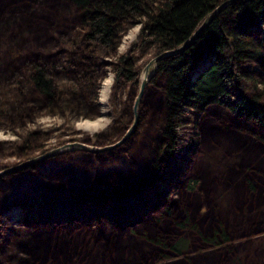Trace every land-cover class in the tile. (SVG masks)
Masks as SVG:
<instances>
[{"label":"rangeland","instance_id":"374dc122","mask_svg":"<svg viewBox=\"0 0 264 264\" xmlns=\"http://www.w3.org/2000/svg\"><path fill=\"white\" fill-rule=\"evenodd\" d=\"M62 3L64 0H0L1 27L3 23L10 26L8 22L12 20L17 22L3 29L9 41L0 39V48L11 45L13 39H19L17 47L21 48V54L16 57L0 56V83L36 54L51 57L50 61L58 65L62 60V34L67 36V48L78 51L82 29L76 20L59 24L52 30L56 25V10L64 13ZM42 5L46 10L39 7ZM138 27L136 24L127 29L112 49L93 46L96 55L89 70L93 80L99 83L95 92L93 89L86 95L84 90H79L80 85L74 83L78 67L72 61L75 69L72 72L55 68V80L62 84L70 78V85L75 88L67 95L72 101L66 107L47 105L40 96L33 95L31 101L23 100L26 107L19 117L10 121L0 117V170L19 161V155H24L30 145L59 146L74 140L91 147L104 146L123 133L134 112L137 118L134 131L113 147L79 148L63 154L59 151L45 158L38 169L42 172L39 181L50 185V191L36 187L38 182L35 178L33 181L28 169L15 170V174L11 172L0 178L3 264H264V198L255 200L258 194L264 195V137L261 136H264V127L235 117L217 105L208 106L184 122L182 132H189L185 136L195 139L196 143L181 158L179 166L172 167L168 179H162L164 189L169 192L167 197L156 194L146 203L135 205L124 222L107 212L95 215L94 209L102 205L100 201L75 198L76 189L114 186L133 170L139 172L150 155L147 148L153 142L144 126L149 118L156 120L163 105L158 88L150 82L154 63L146 69L147 79L133 109L143 66L154 56L151 50L142 54L140 49L131 48ZM17 31L20 34L16 38ZM121 54L134 60L131 69L137 71L136 81L122 77L114 81V67ZM250 68L257 77L264 76V62ZM104 80L109 85L103 104L99 93ZM150 100L156 104L151 105ZM97 118H100L99 124L93 128L78 124ZM140 118L144 125L142 121L138 124ZM223 123L233 125L232 129L224 130ZM233 132L247 138L241 140L245 143L235 140L232 144L228 135ZM26 135L29 136L24 146ZM250 147L254 148L253 153L247 158ZM59 166H62L61 173L56 171ZM198 166H203L205 171ZM205 176L211 180L209 186L205 184ZM18 179L21 184L15 187ZM247 180L252 181L253 190ZM188 182L192 188L187 187ZM8 190L12 191L11 196ZM166 206L171 208L168 213ZM75 215L79 218H74ZM180 218H187L192 226H177L175 220ZM144 220H148L147 227H143ZM218 224L227 229L229 244L226 246L225 242L210 244L203 240ZM143 234L162 235L170 244L181 239L183 245L178 253L172 249L161 252L155 244L139 246L137 242L142 238L138 236ZM114 235L119 248L106 244L107 240L110 243L115 240Z\"/></svg>","mask_w":264,"mask_h":264},{"label":"trees","instance_id":"16d2710c","mask_svg":"<svg viewBox=\"0 0 264 264\" xmlns=\"http://www.w3.org/2000/svg\"><path fill=\"white\" fill-rule=\"evenodd\" d=\"M220 1L222 0H64L66 3H62V8H65L64 13L56 10L57 18L54 20L56 25L52 30L55 31L59 24L76 20L82 29L78 51L76 48L71 51L67 48L69 45L67 36L62 34L60 41L62 60L57 62L58 65L55 61H50L51 57L36 54L33 59L25 61L18 72L15 71L8 78H4L0 83V117L8 121L16 118L17 115L19 117L26 107L23 100L26 98V101L28 99L31 101L30 96L33 95L40 96L47 105L66 107V104L72 101L67 95L74 92L75 88L70 85L72 84L69 82L70 78L68 80L62 78V81L67 83L59 84L55 80L56 69H68L72 72L74 69L72 61H75L78 67L74 72V83L80 85L79 90H84L86 95H90L93 89L95 92L99 84L98 81L93 80V74L89 70L96 55L93 46L112 49L127 29L137 24L139 27L136 41L131 43V48L140 49L142 54L151 50L155 55L180 44L203 16ZM39 7L46 10L43 5ZM33 18V16L30 18L32 23H34ZM8 24L10 26L3 23L1 27L0 23V39L3 38L7 43L9 38L6 33H2L3 29H8L17 22L12 20ZM19 34L18 31L15 33L16 38ZM11 42V45L0 48V56L9 54L11 57H16L21 54V48L17 47L19 39L17 41L13 39ZM63 54L66 56L63 57ZM71 56H74L75 60ZM117 61L118 64L113 71L114 81L120 77L136 81L137 71L131 69L134 60L126 54H121ZM263 62L264 0H231L220 8L189 44L155 62L150 82L158 88L163 110L155 116L156 120L151 117L146 127L144 126L153 143L148 145L150 155L143 169L139 172L133 170L131 175L130 172L114 186L95 185L91 189H76L75 198L81 200L89 197L93 201H100L102 205L94 209L95 215L107 212L115 219L124 222L126 221L124 218L129 216L135 205L146 203L156 194H161L163 197L169 195L168 189H164L162 179H168L172 167L179 166L181 158L185 157L188 151H192L196 143L195 139L193 141L185 136V133L189 132H182L187 118L204 111L210 105H217L235 117L264 127V76L257 77L250 68V65L259 66ZM75 91L77 92L78 89ZM149 102L151 105L156 104L154 100ZM141 121L144 125L143 118H140L138 124ZM223 124H225L224 130L233 127L228 123ZM234 132L227 133L230 134L228 137L231 138V143L234 144L235 140L238 143H245V141L241 142L244 137ZM28 136L23 138L24 146L27 145ZM253 145L254 143L251 144ZM248 149L249 147L246 146V150ZM251 149L254 148L250 147ZM252 150L247 151V158L253 153ZM40 165H43V162L35 166L30 171V175L33 181L35 178L38 182L36 187L50 191V185H42L41 180L39 181L42 173L38 170L41 168ZM198 167L205 171L203 166ZM56 171L61 173L62 166ZM73 176L76 177V173ZM19 181V179L15 180V187L21 184ZM247 183L253 190L252 181L247 180ZM205 184L207 186L211 184L207 176H205ZM187 187L192 188V184L188 182ZM9 192L8 195L11 196L12 191ZM252 193V196L255 195L254 192ZM263 198V194H258L255 200L259 201ZM169 209L170 206L165 207L166 213ZM70 215L72 217V214ZM74 218L79 217L75 215ZM147 221L144 220L143 227L149 225ZM175 224L183 228L192 226L187 218L177 219ZM226 232L227 229L218 224L213 232L203 237V240L210 244L225 242L226 244L223 245L226 246L229 244ZM112 237H115V240L112 243L107 240L106 244H113L114 248H119L116 236ZM138 237L142 238L137 242L139 246L145 243L155 244L161 252L172 249L178 253L179 247L183 245L181 239L170 244V240H165L162 235L143 234ZM160 255L165 257L163 253ZM2 256L1 254L0 264L5 262Z\"/></svg>","mask_w":264,"mask_h":264},{"label":"water","instance_id":"95a60500","mask_svg":"<svg viewBox=\"0 0 264 264\" xmlns=\"http://www.w3.org/2000/svg\"><path fill=\"white\" fill-rule=\"evenodd\" d=\"M231 0H222L219 3H217L210 11H208L203 18L200 20V22L195 26V28L191 31V33L177 46L173 47V48H169V49H165L162 50L161 52L155 54L154 56H152L150 59H148V61L145 63V65L143 66V71L146 72V69L148 67V65H152L154 64L159 58L171 54V53H175L179 50H181L184 46H186L187 44H189L196 36L198 33H200V31L203 30V28L207 25V23L213 18V16L220 10V8H222L224 5H226L228 2H230ZM154 72V66L150 72V75ZM147 78L145 76H140L139 77V86H138V90L137 93L135 95L134 101H133V109L136 105V103L138 102L139 96L141 94L142 91V86L144 84V81ZM136 122V113H133V118L130 122V124L125 128V130L123 131V133L121 134L120 137H118L115 141H113L112 143L106 144L104 146H99V147H90V146H83L84 148H88L90 150H101V149H107L109 147H112L114 145H117L118 143L122 142L127 136L128 134L131 132V130L133 129L134 125ZM82 144V143H81ZM81 146V145H80ZM37 158L33 157L27 160H23L20 161L19 163L13 164L5 169H1L0 170V174L8 171V170H13L22 166H25L26 164L30 163L31 161L35 160Z\"/></svg>","mask_w":264,"mask_h":264},{"label":"flooded vegetation","instance_id":"af4514ba","mask_svg":"<svg viewBox=\"0 0 264 264\" xmlns=\"http://www.w3.org/2000/svg\"><path fill=\"white\" fill-rule=\"evenodd\" d=\"M70 142H72V141H70ZM60 144L61 145H59V146L57 145V146H50V147H44L43 145H40V144L39 145L37 144V145H34V146L33 145L28 146L26 148L27 150H26L25 154L24 155L20 154L19 155L20 160L17 161V162H15V163H13V164L19 163L22 160L30 159V158H33V157H36V156H37V158L34 161H31L30 163H28L25 166H22V167L13 169V170H8V171L0 174V178H4L8 174H11V172L14 173L15 170H16L15 172H18V171L24 170V169H28V170L31 171V170H33L35 168V166H37L38 164L42 163L45 158L50 157V155L53 154V153H56V152L61 151L59 153H62L63 154V153L68 152V151H73L72 149H79L78 147H70V149H65V148L62 147L64 145V142L63 143H60ZM32 147H34V148H33L32 151H30L32 149ZM60 147H62V149ZM22 148H23V146H22ZM84 150H86V149H84ZM87 150H90V149H87ZM13 164H9L7 166H4L1 169H5V168H7V167H9V166H11Z\"/></svg>","mask_w":264,"mask_h":264},{"label":"bare ground","instance_id":"6f19581e","mask_svg":"<svg viewBox=\"0 0 264 264\" xmlns=\"http://www.w3.org/2000/svg\"><path fill=\"white\" fill-rule=\"evenodd\" d=\"M143 73H141V76H146V73L144 71H142ZM106 79V78H105ZM108 81L107 80H104L103 83H102V86H101V89H100V93H99V101H101L103 104H104V101H105V98H106V93H107V89H108ZM106 104V103H105ZM99 120L100 118H97L96 120L89 122L88 120H84V121H81L79 122V126L81 127H85V128H93L95 126H97L99 124ZM82 142H79V141H72V142H67L65 143L62 147L65 148L67 146L70 147H79V148H83V149H88V148H84L82 147V145L84 143ZM81 145V146H80ZM86 144H84L83 146H85ZM86 146H89V145H86ZM99 147V146H97ZM67 149V148H65ZM27 160V159H26ZM23 161V160H22ZM34 161V160H33ZM27 165V164H26Z\"/></svg>","mask_w":264,"mask_h":264}]
</instances>
